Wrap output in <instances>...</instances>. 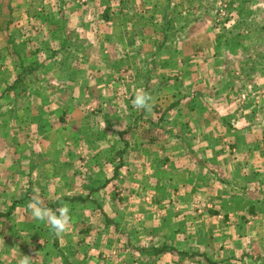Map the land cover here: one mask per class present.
I'll return each instance as SVG.
<instances>
[{
  "label": "rangeland",
  "instance_id": "rangeland-1",
  "mask_svg": "<svg viewBox=\"0 0 264 264\" xmlns=\"http://www.w3.org/2000/svg\"><path fill=\"white\" fill-rule=\"evenodd\" d=\"M11 4L0 179L23 220L0 264H264V0Z\"/></svg>",
  "mask_w": 264,
  "mask_h": 264
},
{
  "label": "clouds",
  "instance_id": "clouds-1",
  "mask_svg": "<svg viewBox=\"0 0 264 264\" xmlns=\"http://www.w3.org/2000/svg\"><path fill=\"white\" fill-rule=\"evenodd\" d=\"M132 106L137 110L150 112L152 106L150 95L144 91L135 93ZM27 212L32 221L44 222L56 233L66 232L71 225L70 209L63 204L57 210H52L39 197H34L28 204ZM22 264H31V257L23 255Z\"/></svg>",
  "mask_w": 264,
  "mask_h": 264
},
{
  "label": "crops",
  "instance_id": "crops-1",
  "mask_svg": "<svg viewBox=\"0 0 264 264\" xmlns=\"http://www.w3.org/2000/svg\"><path fill=\"white\" fill-rule=\"evenodd\" d=\"M0 1H3L4 4V6L0 9V14L3 13L4 11L11 10L9 5L13 2V0H0ZM12 169L13 168L11 166L7 165L6 158L0 154V176L8 172H11ZM9 191L10 189L8 188V184L6 183V180L4 181L0 179V226H2L1 224H3L4 225L3 228L5 229V230L1 229L2 227L0 228V242H3L2 245L3 248L5 247V245L7 246V248L12 247V235L14 239L17 238L12 231V228H17L16 225H14V223L23 220L22 215H20V213H22V210L20 209L21 205L19 204L17 205V203L12 202L11 198H9L8 196ZM10 238H11V242L8 241ZM3 252L4 254H7L6 250Z\"/></svg>",
  "mask_w": 264,
  "mask_h": 264
}]
</instances>
